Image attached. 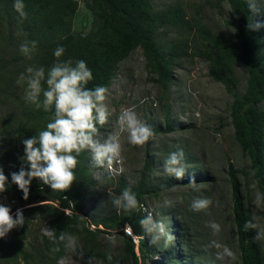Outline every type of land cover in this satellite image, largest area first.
Returning a JSON list of instances; mask_svg holds the SVG:
<instances>
[{
  "label": "rangeland",
  "instance_id": "1",
  "mask_svg": "<svg viewBox=\"0 0 264 264\" xmlns=\"http://www.w3.org/2000/svg\"><path fill=\"white\" fill-rule=\"evenodd\" d=\"M59 3L61 10L65 7L72 12L67 20L70 32L66 36L49 38L44 34L54 30V26L41 22L37 28L41 37L38 38L34 31L31 37L25 39V42L40 44L31 59L21 53L22 44L15 38L12 17L6 7L0 5V167L8 178L21 167L28 170L27 162L22 159L25 154L23 141L46 130L54 114V108L45 112L43 107L38 109L24 99L26 84H17L20 74H26L29 66H42L47 72L57 59L54 52L42 48L53 44L63 46L65 53L68 50L71 52V58L63 56L61 60H84L91 67L100 60L97 46L106 33L110 30L114 32L116 27L105 5L98 0H61ZM149 3L156 12L179 7L186 19L201 22L211 36L238 42L227 0H149ZM255 4L257 12L254 16L256 22L262 25L259 28L260 49L264 56V0H255ZM126 12L132 21L137 22V15L131 14L130 10ZM176 39V31L167 30L156 41L159 47L166 50L168 42ZM183 43L192 51L208 49L214 53L212 46L203 42L196 32L185 35ZM232 75L237 93L243 95L246 70L234 64ZM155 80L156 77L145 66L140 48L132 50L117 64L114 78L106 87L109 92L108 122L103 126L97 125L98 138L103 141L110 133L116 132L121 111L133 109L153 127L156 140L144 146H134L128 143L127 135L122 134L124 151L123 162L117 166L119 174L110 173L106 167H96L91 153L82 152L78 165L84 166V178L92 181L93 185L87 189L78 209L66 212L67 208L60 200L41 189L29 190L27 199H24L22 191L0 193V203L11 208L14 218L17 209H22L25 217L23 226L0 238V256L16 254L17 257L8 264H58L57 252L51 251L57 245L42 235L44 227L54 229L57 237L61 232L75 235L86 255L100 256L95 257L97 264H109V254L113 256L111 264H131L122 237L120 212L112 204V200L119 196L121 180L127 187L141 188V216L152 214L154 219L165 223L173 236L167 244L161 240L153 245L151 237L142 228L139 240L143 241L144 253L136 249L139 264H227L216 259V249L210 246L212 240L226 244L238 257L234 264H241L232 213L229 166L236 172L244 211L250 214L251 219L256 218L254 222L261 229H264V210L254 204L258 189L257 186L252 188L255 182L249 158L234 139L229 118L232 98L222 84L210 78L207 61L195 55L186 57L173 69L166 99H161ZM166 101L170 105V132L165 131ZM258 109L264 111V100ZM181 150L186 172L182 178H177L166 173L163 164L171 153ZM145 164L150 165L151 171L143 172ZM193 179L198 191L190 184ZM31 182L43 183L38 178ZM198 197L213 200L209 213L191 210V202ZM166 200L170 204L166 205ZM210 220L221 225L219 235L213 236L207 226ZM253 232L256 237V230L253 229ZM112 234L118 239L115 247L107 239ZM256 242L264 264V240ZM60 246L64 256L62 242ZM73 259V264H83L77 261L78 257Z\"/></svg>",
  "mask_w": 264,
  "mask_h": 264
},
{
  "label": "trees",
  "instance_id": "2",
  "mask_svg": "<svg viewBox=\"0 0 264 264\" xmlns=\"http://www.w3.org/2000/svg\"><path fill=\"white\" fill-rule=\"evenodd\" d=\"M98 1L105 5L116 27L114 32L111 30L107 32L103 41L97 46L100 50V60L89 67L93 79L87 87H108L114 78L117 64L126 58L132 50L140 48L145 59V66L156 77L155 82L160 89L161 99L164 100L171 85L173 69L191 55L206 60L210 78L222 84L226 93L232 98L229 118L234 130V139L249 158L254 182L258 191L264 194V111L258 109V105L264 100V56L260 49V30L250 31L247 28L248 23H257L254 13L249 10V0H227L232 10L233 23L236 25L237 43L224 37L211 36L208 28L201 22H191L186 19L179 7L156 12L149 0ZM59 2L61 0H23L26 18H21L15 10L14 0H0V5H4L12 17L15 24V38L18 43L24 44L25 39L31 37L34 31L39 35L38 38L41 37L37 28L44 21L54 26V30L46 32L45 36L57 37L69 34L70 24L67 20L72 12H69L65 7L61 10ZM126 10H130L131 14L138 16L137 22L132 21ZM196 13L198 14V11ZM167 30L176 31L178 39L169 41L166 50H163L158 46L156 40L160 34ZM194 32L198 33L203 42L212 46L214 53L208 49L192 51L187 44L183 43L185 35ZM37 46H40L38 42ZM56 47L57 45L53 44L45 46L42 50L52 53ZM63 56L71 58V52L68 50V53H64ZM234 64L241 65L247 72L246 89L243 95H239L236 91V82L232 75ZM164 109L167 125L165 131L170 132L172 123L168 101L164 103ZM146 170L151 171L149 164L144 165L143 172ZM74 171L76 181L66 191H53L51 187L40 182H31L30 190L41 189L60 200L68 210H76L93 182L84 178L86 169L83 165H78ZM228 176L241 264H262L261 251L253 229L244 230L245 222L251 220V217L248 212L244 211L237 175L231 166L228 168ZM126 187L124 181L121 180L118 186L119 195ZM132 190L137 194L140 202L141 188L137 186ZM13 191L21 190L11 182V178H8L5 192ZM142 218L144 217L141 216V207L132 213L120 212L122 237L131 264H139L137 248L141 253H144L143 241L139 240L142 232L139 222ZM126 225H129L133 234L138 237V244H135L130 237L124 234ZM60 244L57 245L60 248V251L57 252L58 259L63 256ZM89 256L100 257L97 254L85 255V261ZM15 258H17L16 254L7 256L3 254L0 256V263L3 261V264H8Z\"/></svg>",
  "mask_w": 264,
  "mask_h": 264
},
{
  "label": "clouds",
  "instance_id": "3",
  "mask_svg": "<svg viewBox=\"0 0 264 264\" xmlns=\"http://www.w3.org/2000/svg\"><path fill=\"white\" fill-rule=\"evenodd\" d=\"M249 10L257 12L255 0H249ZM14 8L21 18H26L23 0H14ZM262 27L259 23H248L247 28L255 31ZM37 42H25L20 46V51L28 59L36 49ZM65 48L57 46L54 57L57 62L46 72L44 67L29 66L26 74L21 73L17 79L18 85H25L24 99L36 106L43 107L45 112L54 108L51 122L47 123L46 130H42L37 136L25 139L24 157L28 170L23 167L18 172L11 173V182L18 186L28 198L30 184L34 178H38L43 184L51 187L53 191H66L76 181L75 169L79 164L78 157L82 152L91 153L92 162L96 167H106L110 173L119 174V164L123 162L124 146L122 134L127 135L128 143L134 146H144L156 140V134L151 125L141 119L133 109H123L118 117V130L110 133L101 141L97 125H105L109 118L108 89L104 86L88 88V83L93 79L91 69L84 60L73 61L72 59L61 60ZM164 171L170 176L182 178L185 175L183 151L173 152L164 161ZM254 174V173H253ZM8 177L0 167V193L7 190ZM190 184L195 190H199L193 179ZM255 189L256 185L253 184ZM213 200L208 197H198L191 202L190 208L194 212L209 213L213 206ZM117 212L132 213L140 209L141 205L137 194L131 187H126L119 196L112 200ZM170 204V201H165ZM254 204L257 208L264 207V194L256 192ZM253 219L245 222L244 230L255 229L256 240H264V229ZM25 217L23 210L17 209L15 218L10 207L0 203V238L18 227L24 225ZM144 232L151 237L153 245L163 240L166 244L172 241L173 236L167 230V226L161 220L154 219L152 214L146 215L140 220ZM213 236L221 232V225L210 220L207 225ZM42 235L47 237L53 245L63 243L65 255L58 260V264H73V258L78 257L83 264H97L96 258L89 256L85 261V249L78 238L70 233L61 232L59 237L54 229L44 227ZM124 231L129 236H134L132 229L125 226ZM109 244L115 247L118 239L115 234L107 237ZM210 246L216 249V259L227 264H234L238 260L236 254L226 245L212 240ZM52 252H59L55 246ZM109 264L113 256H107Z\"/></svg>",
  "mask_w": 264,
  "mask_h": 264
},
{
  "label": "built area",
  "instance_id": "4",
  "mask_svg": "<svg viewBox=\"0 0 264 264\" xmlns=\"http://www.w3.org/2000/svg\"><path fill=\"white\" fill-rule=\"evenodd\" d=\"M66 212H70V210L66 209ZM126 226H128V225H126ZM128 227H130V226H128ZM124 234H125L126 236L130 237V238L132 239L133 242H138V237H137V241H135V235H134V234H133L134 236H129V235H127V234L125 233V231H124ZM135 244H137V243H135Z\"/></svg>",
  "mask_w": 264,
  "mask_h": 264
}]
</instances>
